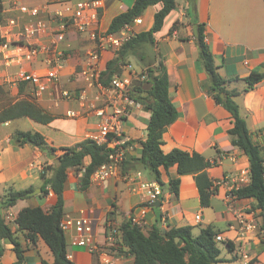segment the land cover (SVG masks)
I'll return each instance as SVG.
<instances>
[{"label": "crops", "instance_id": "0c3cea01", "mask_svg": "<svg viewBox=\"0 0 264 264\" xmlns=\"http://www.w3.org/2000/svg\"><path fill=\"white\" fill-rule=\"evenodd\" d=\"M78 1L0 0V85L4 87L5 98L13 102L32 98L54 116L49 123L30 117L0 122V202L10 190L32 189L14 206L3 208L0 204L5 221L25 250L23 264H43V261L56 264L54 254L43 238L37 237L32 241L26 237V231L17 229L16 217L25 207L40 206L47 212L51 210L57 195L52 190L42 192V173L46 166L54 164L62 150L48 154L29 143L18 145L13 135L17 131H37L46 137L51 146L61 148L74 146L98 132L100 118L94 112L82 109L79 102V97L84 94L88 102L99 103L97 88L88 87L79 72L86 64L88 52L95 48L92 31L107 32L113 18L134 3V0H101L97 20L90 21L84 28L80 26L82 20L71 23L64 41L59 44V49L65 52L61 79L53 82L45 77L49 71L45 54L29 55V45L46 46L56 40L55 32L60 19L70 15ZM19 5L37 6L41 11L32 16L21 11ZM161 7L162 3L147 7L139 17L140 22L134 21L117 35L126 31L138 33L149 30L155 13ZM9 18H15L16 25L10 26ZM37 19L46 21L47 29L28 39L20 37L19 32L24 25ZM201 23L205 24V40L213 53L218 73L226 79L228 90L239 92L233 98L247 120L253 140L261 148L264 144V78L254 89L244 91L246 77L252 73L264 74V0H177V7L165 18L163 28L155 33V43L148 49L144 61L147 64L154 59L164 61L169 74L170 97L178 111L177 119L163 133L161 147L165 153L175 148L198 152L213 161L207 173L217 190L211 197L210 205L203 206L193 174L179 175L176 165L168 170L161 167L162 182L159 183L164 195L160 206L155 204L147 209L143 229L147 232L157 223L163 227L191 226L193 234L198 235L203 228L210 226L217 233H223L225 238H234L238 232L229 230V225L236 220L227 205L226 195L229 190L250 182V162L244 151L232 143L229 130L234 126V119L231 112L214 99L209 72L199 58L194 25ZM115 53L111 48L102 50V71ZM144 62L130 56L121 75H128L130 69L127 64H131L137 72L145 71L147 65ZM23 72L40 75L45 89L38 93L34 82L21 80ZM136 84L144 93L152 86L148 80L136 81ZM66 90L70 92V98L63 96ZM70 109L79 113L68 116ZM150 117L151 110L142 103V107L134 108L126 120L127 159L119 175L103 182L91 179L88 187L83 189L82 177L91 157L86 156L81 167L68 170L63 190V217H89L93 222L95 241L100 246L106 243L107 220L112 219L121 228V224L137 214L145 204L147 196L139 188L138 181H157L135 162L142 155L141 141L147 139ZM177 177H180V186L179 192L175 193L170 188V180ZM234 203L237 209L247 213V217L254 216L259 224H263L255 198L236 197ZM72 234L73 231L67 232L68 258L74 264H102L97 253L72 245ZM263 234L248 233L251 238L247 248L249 258L243 259V264H264ZM217 243L219 245L220 242ZM222 243L232 253V257H221L220 254L222 261L240 257L234 243L231 242V246ZM0 248L3 250L0 264H14L18 260L11 241L0 239ZM114 263L134 264V255L123 243L122 234Z\"/></svg>", "mask_w": 264, "mask_h": 264}, {"label": "trees", "instance_id": "16d2710c", "mask_svg": "<svg viewBox=\"0 0 264 264\" xmlns=\"http://www.w3.org/2000/svg\"><path fill=\"white\" fill-rule=\"evenodd\" d=\"M162 3V7L155 13L154 23L147 31L134 33L123 46L116 51L102 73V81L108 84L114 75H121L123 66L130 56L140 61L146 60L148 49L155 43V33L163 28L165 18L177 7V0H134L132 7L113 18L107 30L108 33H117L124 27L131 25L143 15L147 7ZM1 11V6H0ZM199 58L205 69L209 72L211 91L217 103L227 108L234 119V126L229 130L233 145L239 147L248 156L250 162V182L247 185L234 188L233 194L237 198H255L256 206L262 210L264 230V182L262 148L253 140L248 128L246 118L241 114L239 104L233 96L239 92L228 90L226 79L217 71L213 53L205 40V24H199ZM145 69L147 80L151 88L146 93L141 86H136L134 97L151 110L148 124L147 139L141 141L143 152L141 157L135 159L141 169L148 170L155 180L161 181L160 168L168 170L176 165L179 175L193 174L200 192L201 203L209 206L211 197L217 187L207 173V168L213 161L206 159L198 152L190 153L180 148L165 153L161 147L163 133L167 126L172 124L178 116V111L170 97V80L167 67L163 60L150 61ZM264 78L262 73H252L245 78L247 86L244 91L255 88ZM225 94V97H222ZM19 117H30L41 123H49L54 116L47 112L32 98H22L15 102L5 98V90L0 85V122L4 123ZM13 140L18 145L29 143L44 150L46 153H62L54 160L53 165L44 168L42 177V192L52 190L57 199L49 212L40 206L25 207L16 217L17 229L26 231V237L35 241L37 237L43 238L55 257L56 264H74L68 258L67 235L61 228V219L64 215L63 190L71 167L79 168L84 164L86 156L91 162L85 167L82 177V188L85 189L91 182V175L109 159L110 150L106 145L98 144L92 138L70 147L57 148L51 146L46 137L37 131H17ZM171 190L179 192L180 177L170 180ZM49 187V188H48ZM32 189L14 191L10 190L3 197L0 204L3 208L14 206L18 200L26 198ZM123 243L128 246L129 252L134 255V264H217L222 261L221 249L215 239L217 231L206 227L198 235H194L191 226H167L155 224L147 232L131 219L121 224ZM0 239H6L14 244L18 260L14 264H23L25 250L17 239L11 226L5 221L0 211ZM262 241L264 242V234ZM231 246V243H229ZM3 250L0 248V256ZM43 264H47L43 261Z\"/></svg>", "mask_w": 264, "mask_h": 264}, {"label": "built area", "instance_id": "2783aa9c", "mask_svg": "<svg viewBox=\"0 0 264 264\" xmlns=\"http://www.w3.org/2000/svg\"><path fill=\"white\" fill-rule=\"evenodd\" d=\"M16 2V0H14ZM51 1V0H48ZM17 4V3H16ZM101 0H80L75 4L73 12L61 18L55 32L56 40L50 45L39 46L36 44L29 45V55L45 54V61L49 67L48 73L45 75L49 80L58 82L61 79V71L65 64V52L59 49L60 42L64 41L68 27L76 20H82L80 26L84 28L92 20H97L99 9L101 8ZM19 9L23 12H29L32 16H37L41 8L37 6L27 7L19 5ZM136 22L141 19L137 18ZM79 22V21H78ZM15 18H9L10 26L16 25ZM47 22L42 19L28 22L20 30V37L28 39L35 36L40 31L47 29ZM134 33L131 31L121 32L119 35L114 33L102 32L98 30L92 31V37L95 39V48L88 52L86 64L80 70L79 74L90 88H97V100L99 103L88 102L86 95L79 97L82 109L94 112L99 118L98 132L90 138L98 144L106 145L110 150L109 159L102 164L92 175L91 179L97 181H106L110 177L120 174V170L127 159V139L124 133L126 120L132 113L134 108L142 107V103L135 99L134 91L136 81L147 80L145 71L137 72L132 69L131 64L126 66L130 69L128 75H114L108 84L102 81V69L100 67L101 52L103 49L111 48L115 51L119 50L123 44L131 38ZM264 65V60H263ZM21 80L32 81L38 87V93L45 89V85L40 75L32 73H22ZM65 98H70L69 91H63ZM79 112L68 110V116H75ZM262 164H263V182H264V144L262 145ZM140 175V173H138ZM138 186L144 190L147 198L145 204L139 208L137 214L131 216V220L138 226L144 225V216L148 208L154 207L158 200L163 198V189L158 181H138ZM234 189V188H233ZM226 195L228 207L233 211L236 223L229 225V230L237 231L234 238H225L223 233L216 234L217 242L234 243L236 245L237 256L248 260L247 251L250 239L249 232L264 233L263 224H259L254 216L250 218L247 213L235 207L234 200L236 196L232 190ZM262 216V210L259 208ZM263 217V216H262ZM200 219V215H197ZM61 228L67 235L68 231H73L70 242L72 245L87 248L90 252L100 255L102 264H115V257L119 254V237L122 234L120 226L112 219L106 222V243L102 246L98 245L94 238V228L92 220L84 215L79 217L65 216L61 219Z\"/></svg>", "mask_w": 264, "mask_h": 264}, {"label": "rangeland", "instance_id": "374dc122", "mask_svg": "<svg viewBox=\"0 0 264 264\" xmlns=\"http://www.w3.org/2000/svg\"><path fill=\"white\" fill-rule=\"evenodd\" d=\"M219 246L221 248V257H232V253L228 251V248L224 243L220 242ZM242 261L243 258L240 256L237 260L220 261L218 264H243Z\"/></svg>", "mask_w": 264, "mask_h": 264}, {"label": "water", "instance_id": "95a60500", "mask_svg": "<svg viewBox=\"0 0 264 264\" xmlns=\"http://www.w3.org/2000/svg\"><path fill=\"white\" fill-rule=\"evenodd\" d=\"M194 34H195V36H196V38H198L199 37V25L198 24H195L194 25ZM225 95L224 94H222V97H224ZM52 156H55V154H52ZM160 200H158L157 202H156V206H160Z\"/></svg>", "mask_w": 264, "mask_h": 264}]
</instances>
